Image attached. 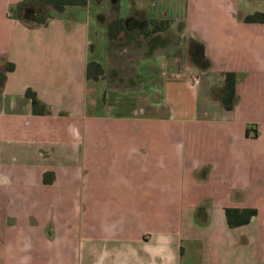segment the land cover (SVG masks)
I'll list each match as a JSON object with an SVG mask.
<instances>
[{"label": "crops", "instance_id": "1", "mask_svg": "<svg viewBox=\"0 0 264 264\" xmlns=\"http://www.w3.org/2000/svg\"><path fill=\"white\" fill-rule=\"evenodd\" d=\"M22 1L0 0V264H264V22L244 20L264 0H158L179 10L133 7L116 40L113 0L45 24ZM169 98L190 111L158 113ZM229 207L256 214L230 225Z\"/></svg>", "mask_w": 264, "mask_h": 264}, {"label": "trees", "instance_id": "2", "mask_svg": "<svg viewBox=\"0 0 264 264\" xmlns=\"http://www.w3.org/2000/svg\"><path fill=\"white\" fill-rule=\"evenodd\" d=\"M101 2L102 0H97ZM119 1L117 0L115 3V7H119ZM88 0H40V4H38V8L34 5V1L32 0H23L15 7L13 10L15 12V16L17 18H21L23 20H35L38 23L45 24L47 20L50 18L46 15V6L50 5L53 9L58 12H63L68 6L72 5H86ZM45 6V7H44ZM42 8H45L42 11ZM46 10V11H45ZM244 20L247 22H264V12L256 11L244 16ZM149 24L142 33L146 35H150L154 32H157L162 29H166L168 27L169 20L162 19L156 20L151 19ZM137 29L130 30L127 26L126 19L122 16H117L112 18L107 25V35L110 40H116L120 38L122 35L126 37L132 36ZM9 69H13L14 65H9ZM105 74V69L103 65L97 60H90L87 65V77L89 79L98 80ZM5 77L4 73H0V80H3ZM27 95L31 97L33 112L34 113H48L50 109L48 106L43 103L37 96V93L32 90H27ZM220 100L223 106L227 109H231L235 105L236 101V73L235 72H228L226 74L225 83L220 95ZM45 180L48 181V174L45 175ZM256 214L255 208H234L229 207L227 208V217L228 222L230 225H240L247 223L250 219Z\"/></svg>", "mask_w": 264, "mask_h": 264}, {"label": "rangeland", "instance_id": "3", "mask_svg": "<svg viewBox=\"0 0 264 264\" xmlns=\"http://www.w3.org/2000/svg\"><path fill=\"white\" fill-rule=\"evenodd\" d=\"M89 2V5L90 4H95L93 3L94 0H88ZM34 3L36 5H34L36 8H38V4H40V0H35ZM100 3V2H99ZM169 1L165 2V4H162V3H159L158 0H120V4H119V12H120V15L121 16H125V15H128L132 10H133V7H135L136 9H144L145 11H147L148 13L150 14H153V15H156V13H158V11H164V12H168L169 14H172L173 13V10H179L178 7H172V6H169L168 5ZM177 3H180V2H177ZM96 5V4H95ZM45 7V6H44ZM181 7H184V6H181ZM180 7V10L182 9L183 11L186 9L185 7L184 8H181ZM94 6H91L89 8V12L85 11L86 9L88 10L87 7H78V9L81 10V16H87V14L89 13V15L93 16L92 14V9L94 10ZM45 8H42V11H44ZM46 15L51 17L55 14H59L60 12L56 11L55 9H53L50 5H47L46 6ZM96 9V8H95ZM98 9V7H97ZM96 9V10H97ZM77 10V9H76ZM144 11V12H145ZM75 12V9L74 8H67L66 11H64V15H71V13H74ZM140 11H137V14H139ZM92 14V15H91ZM108 17V16H107ZM112 18H109L108 17V22L111 20ZM100 22L97 24V28L99 29V31L97 33L100 32ZM103 35V32L100 33V35ZM122 38H126L125 35H122ZM100 45H101V42H100ZM97 55H99V52H97ZM110 55L109 53H105V55H103V59L105 61V64L106 65H109V62H110ZM108 76L106 75L104 78H107ZM190 77H192V81L193 83H196L197 80L199 79V74L195 71H192L190 72ZM169 100V101H168ZM190 98H169L166 100L165 104H164V107L162 109H159L158 110V113L160 114H166V115H171V110L170 108H172V106L175 104L176 105V110L179 112L185 110L186 112L190 111L189 107H190ZM111 106V104H110ZM142 107L140 106L139 104H136V102H133V109H138L137 111H141L139 110V108ZM149 106H143L144 110H145V115H150V114H153V109L151 108H148ZM111 108V107H110ZM122 110V109H121Z\"/></svg>", "mask_w": 264, "mask_h": 264}, {"label": "flooded vegetation", "instance_id": "4", "mask_svg": "<svg viewBox=\"0 0 264 264\" xmlns=\"http://www.w3.org/2000/svg\"><path fill=\"white\" fill-rule=\"evenodd\" d=\"M116 1H117V0H113V7H114L115 9L119 10V8H117V7L114 6L115 3H116ZM119 4H120V1H119ZM127 21H128V19L126 20V22H127Z\"/></svg>", "mask_w": 264, "mask_h": 264}]
</instances>
